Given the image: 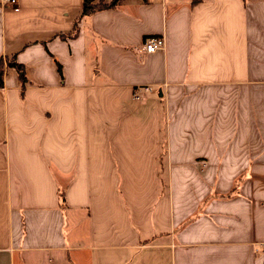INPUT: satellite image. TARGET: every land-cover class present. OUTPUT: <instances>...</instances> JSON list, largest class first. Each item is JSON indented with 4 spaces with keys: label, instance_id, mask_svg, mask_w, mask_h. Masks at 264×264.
I'll use <instances>...</instances> for the list:
<instances>
[{
    "label": "crops",
    "instance_id": "1",
    "mask_svg": "<svg viewBox=\"0 0 264 264\" xmlns=\"http://www.w3.org/2000/svg\"><path fill=\"white\" fill-rule=\"evenodd\" d=\"M18 1L0 264H264V0Z\"/></svg>",
    "mask_w": 264,
    "mask_h": 264
},
{
    "label": "trees",
    "instance_id": "2",
    "mask_svg": "<svg viewBox=\"0 0 264 264\" xmlns=\"http://www.w3.org/2000/svg\"><path fill=\"white\" fill-rule=\"evenodd\" d=\"M119 0H114L111 3H105L104 0H100L99 2H94V0H84L82 13L84 16L87 14H93L94 12L100 11L102 9L115 7ZM15 67L20 74V79L22 83V88L27 83V75L25 74V69L22 64H19L15 60H5L3 57H0V85H3L4 78V70L6 67ZM59 71L61 73V66L59 65Z\"/></svg>",
    "mask_w": 264,
    "mask_h": 264
},
{
    "label": "built area",
    "instance_id": "3",
    "mask_svg": "<svg viewBox=\"0 0 264 264\" xmlns=\"http://www.w3.org/2000/svg\"><path fill=\"white\" fill-rule=\"evenodd\" d=\"M0 2L3 5H7L10 8L12 7L13 9L17 10L19 8V1L18 0H0ZM144 47L143 49L149 53H154L162 48H164L166 41L164 40L163 36H148L144 40ZM154 90L153 86H147V87H142V88H137L134 91V97L139 99L142 96V91L144 92H152Z\"/></svg>",
    "mask_w": 264,
    "mask_h": 264
}]
</instances>
